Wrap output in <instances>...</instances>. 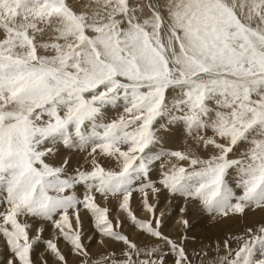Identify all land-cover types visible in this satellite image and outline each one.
<instances>
[{
  "label": "snow or ice",
  "instance_id": "obj_1",
  "mask_svg": "<svg viewBox=\"0 0 264 264\" xmlns=\"http://www.w3.org/2000/svg\"><path fill=\"white\" fill-rule=\"evenodd\" d=\"M190 210L264 212V0H0V264H264V219L189 249Z\"/></svg>",
  "mask_w": 264,
  "mask_h": 264
},
{
  "label": "rangeland",
  "instance_id": "obj_2",
  "mask_svg": "<svg viewBox=\"0 0 264 264\" xmlns=\"http://www.w3.org/2000/svg\"><path fill=\"white\" fill-rule=\"evenodd\" d=\"M169 98H171V93L169 94ZM109 115L112 116V117H115L117 115V113L116 112H110ZM184 135H185L184 132L182 130H180V131H178L175 134L167 136L166 137V141L167 142L165 143L164 146L166 148L171 149V150H181V151L185 150V148L187 147V145L189 143L188 140H190V138H188L186 135L185 136ZM237 151H239V149ZM66 154L67 153H61V155H66ZM73 159H74V156H73ZM75 161H73V163H75ZM139 201H140L139 194H134V198H133V201H132L133 209L137 211L138 217H144L146 215V213H144ZM179 202H181L179 199L178 200H172L171 203L169 204L167 202L166 198H162L161 203L159 205V209L160 210L163 209V210H167V211L171 212V215L167 216V218L165 219L164 231H165L166 234H169L173 238L177 237V235L179 234L178 233V226L176 224V219L174 218L175 211L177 213L178 212V207L182 206ZM100 203L103 206L104 202L102 200H100ZM172 204H173V206H171ZM115 205H116V201H114V200H112V201H110L108 203V206L110 208H113V209L115 208ZM159 209H158V212H159ZM192 212H193V210H190V213H192ZM252 213L254 214V212H249L247 216H250V219L252 218L251 220H254L255 218L252 216L253 215ZM115 214H116L115 211H113V216H115ZM247 216L244 217L243 221L232 220V221L225 222L224 224H221L219 226H217V225L216 226H211L207 216H200L198 214H195V215L193 214V218L190 219V222L194 226L188 231L187 235L189 237L196 236L197 239H196V241L189 240L188 243H187V247L189 249H192L194 247H199L201 241L207 243L209 240H215L217 237H222V236H224V235H226L228 233H238V232H240L243 229V227L246 224L249 225L248 222L251 221L249 219V217L247 218ZM87 227L88 226L86 225V229H87ZM124 230L129 234V236L131 238H133L135 240L139 241V240L143 239V237H138L136 235L135 231L133 229L129 228L127 223H125ZM91 234L92 233L89 230L88 231V235H91ZM213 234H214V236H213ZM44 235H45L46 238L51 235L50 227H49L48 231L45 232ZM85 243H88L87 239H85ZM60 247L66 251L65 244H64V242L62 240L60 242ZM90 250L91 251H96L97 250V245L95 244V242L92 243ZM68 259H69V264H73V261L76 258L72 257V256H69Z\"/></svg>",
  "mask_w": 264,
  "mask_h": 264
},
{
  "label": "bare ground",
  "instance_id": "obj_3",
  "mask_svg": "<svg viewBox=\"0 0 264 264\" xmlns=\"http://www.w3.org/2000/svg\"><path fill=\"white\" fill-rule=\"evenodd\" d=\"M87 2V0H72V3L74 4V6H76V7H80V6H82V4L83 3H86ZM209 134H211V133H209ZM185 136V135H184ZM186 139V138H185ZM188 139V138H187ZM188 145L187 146H192V147H195V144H194V142L190 139V140H188ZM201 154H204V155H206L207 153H201ZM79 157L78 156H74V159L75 160H77ZM73 159V161H75ZM164 198H166V197H164ZM178 200V199H177ZM181 202H179L181 205H183V201L182 200H180ZM171 206H173V204L171 205ZM175 207V206H174ZM160 210V209H159ZM163 210V209H162ZM176 210V209H175ZM194 211V210H193ZM253 214V213H252ZM251 214V215H252ZM179 216V213L177 212L176 213V211H175V214H174V218L175 219H177V217ZM255 219L254 220H251L250 219V216H247V218L249 217V219L251 220L250 222H248V224L249 225H252V224H255V223H257V222H259V221H261L262 219H264V212H260V211H256V212H254V214L252 215ZM187 218H189V220L191 219V218H193V214L192 213H189V215H188V217ZM195 219V218H194ZM248 219V220H249ZM193 220V219H192ZM231 223V222H230ZM241 223V222H240ZM236 224V223H235ZM217 226H219V225H217ZM202 231V230H201ZM206 231V230H205ZM204 232V231H203ZM206 234V233H205ZM216 235V234H215ZM213 236H214V234H213ZM217 236V235H216Z\"/></svg>",
  "mask_w": 264,
  "mask_h": 264
}]
</instances>
